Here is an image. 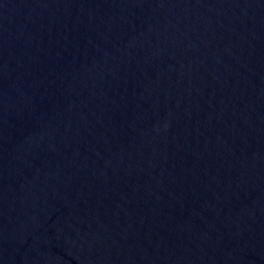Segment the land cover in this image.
I'll return each instance as SVG.
<instances>
[{"label":"water","instance_id":"obj_1","mask_svg":"<svg viewBox=\"0 0 264 264\" xmlns=\"http://www.w3.org/2000/svg\"><path fill=\"white\" fill-rule=\"evenodd\" d=\"M0 264H264V0H0Z\"/></svg>","mask_w":264,"mask_h":264}]
</instances>
